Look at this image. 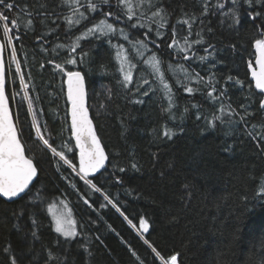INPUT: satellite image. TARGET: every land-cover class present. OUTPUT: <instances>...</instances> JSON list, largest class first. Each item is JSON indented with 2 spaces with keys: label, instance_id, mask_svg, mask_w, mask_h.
<instances>
[{
  "label": "trees",
  "instance_id": "obj_1",
  "mask_svg": "<svg viewBox=\"0 0 264 264\" xmlns=\"http://www.w3.org/2000/svg\"><path fill=\"white\" fill-rule=\"evenodd\" d=\"M7 2L21 69L6 46V90L39 183L25 199L0 197V264H162L156 252L178 264H264L263 95L249 69L264 0H128L131 18L125 0ZM233 8L239 23L224 15ZM100 23L116 31H89ZM132 43L151 63L131 50L127 58ZM77 70L109 157L85 178L99 193L43 143L78 168L66 88V72ZM63 201L73 238L56 233L50 213Z\"/></svg>",
  "mask_w": 264,
  "mask_h": 264
},
{
  "label": "snow or ice",
  "instance_id": "obj_2",
  "mask_svg": "<svg viewBox=\"0 0 264 264\" xmlns=\"http://www.w3.org/2000/svg\"><path fill=\"white\" fill-rule=\"evenodd\" d=\"M105 3L108 0H104ZM257 3L262 2V0H256ZM238 3V0H232V4L235 5ZM249 6L252 5V0H247ZM125 5L127 7V13L129 18H131V13L133 11L131 4L128 0H125ZM223 4H218L217 8H223ZM14 9V4L7 2V0H0V32L3 33L5 42L0 43V196L6 197L9 200L19 197L20 199H25L27 195L30 194L29 185L33 184L34 178L37 176V167L34 165L33 160L29 157H26L23 146L20 139L18 138L17 129L13 122V116L9 108V97L6 95V68L4 60V50L7 46L9 48V55L12 58V61L15 62V70L20 71L21 65L16 59V48L13 45V40L19 39V33L15 37L9 35L12 30V27H15L16 21L10 19L6 12H11ZM208 11V5H204L205 14ZM224 15L233 20L234 23H239V13L236 8H233L231 12H225ZM259 15V13H257ZM185 24H188V21H182ZM11 25V27H10ZM135 26V25H133ZM191 28V25H188ZM107 28L109 31H104L99 29L100 36H106L114 33L116 30L112 24H108ZM89 31H93L89 29ZM123 30H121L122 32ZM127 39V37H125ZM200 43V41H197ZM255 48L259 53L257 63L259 64L260 71L259 74L253 73L254 78L256 79V87L264 92V38L257 39L255 41ZM71 51L75 52V48ZM86 55V53L84 54ZM119 55V53H117ZM83 59V56L80 57ZM187 58V57H186ZM203 59V57H201ZM69 63L76 65L77 59L71 58ZM57 68L60 65L56 66ZM67 98L71 103V130L75 136L76 146L79 148V165L78 168L72 163V160L66 158L63 151H57L55 147L49 145L48 140L44 139L43 143L48 145L51 149V152L59 157L61 161H64L69 167L76 172L78 176H81V179L84 180L86 185H89L95 192H101V188L97 187L96 183H93L92 180L85 179L91 174L100 172L101 169L105 168L106 161L108 156L106 155L103 147L101 146L100 140L97 137L92 120L89 118L88 108L86 107V84L85 76L80 71H67ZM229 80L232 78L229 77ZM132 81L131 72L124 73V86L127 87ZM147 82V81H146ZM21 83L23 84V76H21ZM164 89L171 94V89L168 84L163 85ZM189 92L192 91L191 88L188 89ZM144 95H148L147 92ZM136 103H142V101H135ZM29 108H32V100H28ZM260 107L264 108V100L260 102ZM247 114V113H246ZM239 115V113H236ZM33 117L35 119V112H33ZM220 119V118H218ZM244 117H241L243 120ZM36 131H40V126L37 124ZM42 138V137H41ZM171 138V137H169ZM133 168L136 167L135 164L132 165ZM124 171L123 168L120 169ZM82 174V175H81ZM98 182V177L96 178ZM39 183V181H36ZM25 194V195H21ZM84 203L91 207L88 200H85ZM141 227L145 232L148 231V224L146 221L141 220ZM55 231L63 237H73L75 235L72 223L65 218L64 214H59L55 220ZM35 236V233H33ZM81 243L77 240L76 244ZM147 243V241H145ZM153 252H156L155 248L152 249ZM82 256V253H79ZM133 256L136 255L135 252L132 253ZM156 256L159 257L162 264H177V256L172 255L170 261L166 260L164 256L160 255L159 252H156ZM13 264H16V261L13 260ZM21 264L23 262L21 261Z\"/></svg>",
  "mask_w": 264,
  "mask_h": 264
},
{
  "label": "water",
  "instance_id": "obj_3",
  "mask_svg": "<svg viewBox=\"0 0 264 264\" xmlns=\"http://www.w3.org/2000/svg\"><path fill=\"white\" fill-rule=\"evenodd\" d=\"M0 43H4V41H3L1 38H0ZM255 50H256V48H255ZM3 56H4V60H5V50H4ZM258 57H259V53H258L257 50H256V59H255V62H254V64H252V65L249 66V69H250V77H251V79H252V81H253V83H254V87H255L256 91H257L258 93H260V94L263 95V99H262V100H264V92H262L259 88L256 87V79H255L254 76H253V73L259 74V71H260L259 64L257 63V59H258ZM5 68H6V62H5ZM77 71H80V70H77ZM80 72L83 74L82 71H80ZM83 75H84V74H83ZM5 79H6V75H5ZM6 83H7V80H6ZM85 84H86V107L88 108L89 118L92 120V124H93L94 131H95L97 137H98L99 140H100L101 146L103 147V149H104L106 155L108 156L107 151H106V149H105V147H104V145H103V143H102V141H101V139H100V137H99V135H98V132H97V129H96V125H95V122H94V120H93V118H92V116H91L90 110H89V94H88V89H87L86 79H85ZM66 88H67V77H66ZM5 91H6V95H8V94H7V90H6V88H5ZM68 101H69V100H68ZM69 103H70V101H69ZM9 108H10V111H11L12 116H13V122H14V125H15V127H16V129H17L18 138H19L20 141H21V144H22V146H23V149H24V152H25L26 157H29V156L27 155V152H26V147H25V145L23 144V142H22V140H21L20 132H19V129H18V126H17V123H16V119H15V116H14V113H13V110H12V107H11L10 100H9ZM69 109L71 110V103H70V107H69ZM70 125H71V116H70ZM71 131H72V130H71ZM72 138H73L74 143H75V146H76L75 136H74L73 132H72ZM76 149H77V151H78V156H79V148H78L77 146H76ZM108 162H109V157H108V160L106 161V165H105V166H107ZM33 163H34V165L36 166V163H35L34 161H33ZM36 167H37V166H36ZM97 173H98V172H97ZM97 173H95V174H91V175H89V176L96 175ZM38 175H39V170H38V168H37V176H36V178H34V180H33V184L35 183V181H36ZM31 187H32V185H29V189H30ZM21 195H24V194H21ZM0 197H1L2 199H4L5 201H7V202H12V201H15V200L19 199V197H16V198H13V200H9V199L6 198V197H2V196H0Z\"/></svg>",
  "mask_w": 264,
  "mask_h": 264
},
{
  "label": "rangeland",
  "instance_id": "obj_4",
  "mask_svg": "<svg viewBox=\"0 0 264 264\" xmlns=\"http://www.w3.org/2000/svg\"><path fill=\"white\" fill-rule=\"evenodd\" d=\"M223 2H224V0H218V4H222ZM91 29L93 31H96L97 33H99V29H103L106 32L109 31L107 28V24H105V23L97 24L96 26L92 27ZM9 35H11L13 37L16 36L15 33L13 32V30H11ZM130 50L132 52L138 54L139 57L142 59V61L145 62L147 65L149 63H151L150 60L147 59V57L145 56V54H146L145 51L143 49H141V47L137 43H132L129 47H126V53L128 54L127 55L128 59L130 57ZM50 213H51V216L53 219L54 227H55L56 217L61 213L64 214L65 218H67L72 223V227H73L74 233L76 235L77 224H76L72 209L66 202L63 201L60 204L52 205L50 207ZM73 237H66V238H73Z\"/></svg>",
  "mask_w": 264,
  "mask_h": 264
},
{
  "label": "bare ground",
  "instance_id": "obj_5",
  "mask_svg": "<svg viewBox=\"0 0 264 264\" xmlns=\"http://www.w3.org/2000/svg\"><path fill=\"white\" fill-rule=\"evenodd\" d=\"M15 39L13 40V46H15ZM151 81V80H150ZM115 207V206H114ZM144 234L146 233L144 230H143Z\"/></svg>",
  "mask_w": 264,
  "mask_h": 264
},
{
  "label": "built area",
  "instance_id": "obj_6",
  "mask_svg": "<svg viewBox=\"0 0 264 264\" xmlns=\"http://www.w3.org/2000/svg\"><path fill=\"white\" fill-rule=\"evenodd\" d=\"M13 46V45H12Z\"/></svg>",
  "mask_w": 264,
  "mask_h": 264
}]
</instances>
